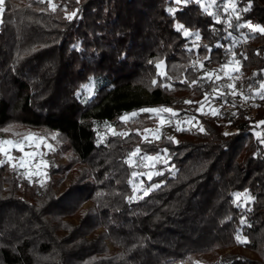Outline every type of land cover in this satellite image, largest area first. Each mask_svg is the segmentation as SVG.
Returning <instances> with one entry per match:
<instances>
[{"label":"trees","instance_id":"1","mask_svg":"<svg viewBox=\"0 0 264 264\" xmlns=\"http://www.w3.org/2000/svg\"><path fill=\"white\" fill-rule=\"evenodd\" d=\"M234 5L217 22L195 1L4 0L0 136L36 133L53 153L42 185L0 163V264H264V93L197 112L209 89L196 66L231 53L246 87L264 82V34L238 27L264 26V0ZM177 24L199 34L196 50ZM92 77L101 84L83 101ZM152 107L197 126L144 139L155 118L121 119ZM136 149L163 156L139 196Z\"/></svg>","mask_w":264,"mask_h":264},{"label":"rangeland","instance_id":"2","mask_svg":"<svg viewBox=\"0 0 264 264\" xmlns=\"http://www.w3.org/2000/svg\"><path fill=\"white\" fill-rule=\"evenodd\" d=\"M195 1V0H189ZM180 4H183L180 3ZM235 4V0H203V6L199 4L203 11L207 7L208 11L212 13L211 17L214 21L216 16L220 14L219 6H222L223 12L228 15L236 14L233 11L232 5ZM206 13V12H205ZM208 14V13H207ZM255 26V25H254ZM250 33H254L252 29L248 28ZM190 41L193 43L191 48H197L196 35L189 34ZM247 35H242L240 39L244 41ZM196 65L197 63L194 62ZM157 71L160 75H164V63L160 62L157 64ZM196 72L205 81L204 84L209 89L207 97L203 99L200 106L198 107V113H210L216 112L218 107L221 105L231 106V103H238L242 106H248L254 104V99L260 94L264 93V88L261 85L252 84L250 86L245 85L241 81L242 76L239 70V62L230 53L227 63L221 65L218 68L205 70L199 66H196ZM264 83V82H263ZM101 80L96 78H90L88 82L81 85L79 94L83 101L91 99L100 86ZM85 86H88L87 88ZM231 86V87H230ZM215 90V91H214ZM223 99V100H222ZM233 107V106H231ZM160 107H152L147 109H159ZM171 109V108H168ZM143 109L139 111H132L121 117L122 120L127 121L132 117V113L136 115L143 113ZM172 112H146L150 114L156 120L154 128L148 129L143 133V138H153L158 140L162 134L171 135L173 131L178 128H194L197 126V121L193 118L185 119L177 117L176 112L171 109ZM0 141H12L11 144L0 143V163L6 164L11 167L16 174L26 182L37 185H42L46 181V175L48 167L51 165V156L53 152L52 145L44 137L32 133L22 138H9L6 136H0ZM152 157V159H147ZM59 161L63 163L65 160L63 157L59 158ZM163 162V156H144L135 154L133 165L140 168V171L134 174V191L135 195H144L148 192L144 183L148 181L154 174L158 172L156 166ZM71 178V172H66L60 185L56 189V193L60 194L63 189L68 185ZM236 194L233 196V201L241 208L250 202L248 194L239 193L240 198H236ZM245 254L250 255L248 251H244Z\"/></svg>","mask_w":264,"mask_h":264},{"label":"snow or ice","instance_id":"3","mask_svg":"<svg viewBox=\"0 0 264 264\" xmlns=\"http://www.w3.org/2000/svg\"><path fill=\"white\" fill-rule=\"evenodd\" d=\"M41 2H42V0H41ZM175 2L177 4H180L182 2L185 3V4H187L189 2V0H175ZM195 2L198 3V4H201L203 6V0H195ZM212 3H215V0H212ZM3 4H4V0H0V13H3V10H4L3 9ZM249 7H250V5H249ZM232 8H233V11H234L235 10V5L234 4L232 5ZM204 10L209 15H212V13L208 11V8L207 7H205ZM169 11H173V10L172 9H169ZM244 11H248V8H245ZM72 15L74 16L75 15V12H73ZM215 18H216L217 22H219V16H216ZM237 18H239V17H237ZM228 26L231 27L232 26L231 23H229ZM238 27H247V28L252 29L253 31L260 32L261 34H264V26H259V25H255L254 26L251 22H247L245 24H240V25H238ZM176 28H177V31H183V35L184 36H186V37L189 36L190 33H189L188 29H185L182 24H177L176 25ZM196 39H200L198 33L196 34ZM209 51H210V49H209ZM197 82L198 81H193L192 83H197ZM85 87L87 88L88 86H85ZM261 87L264 88V83H261ZM206 97H207V94H206ZM262 98H264V97H262ZM186 103H192V102L191 101H186ZM142 111H144V112H172V110L171 109H168V108L143 109ZM131 115L132 116H136V113L134 112ZM261 123H264V122H261ZM177 130H179V128ZM225 135H228V133H225ZM0 143H3V144H11L13 142L12 141H0ZM139 151H140L139 149H136L135 152L130 153V156L135 155ZM165 151H167V150H165ZM147 159H152V157H148ZM236 198L237 199L240 198V194L239 193L236 194ZM241 223L243 224V223H245V221L242 219L241 220ZM236 239H237L238 242H243L241 240V237H240L239 234H237Z\"/></svg>","mask_w":264,"mask_h":264}]
</instances>
